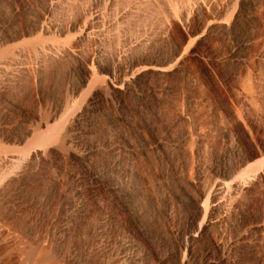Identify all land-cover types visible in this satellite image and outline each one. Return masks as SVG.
<instances>
[{
    "label": "rangeland",
    "instance_id": "374dc122",
    "mask_svg": "<svg viewBox=\"0 0 264 264\" xmlns=\"http://www.w3.org/2000/svg\"><path fill=\"white\" fill-rule=\"evenodd\" d=\"M26 1L28 7L22 8ZM45 1L0 0V39H8L20 28L34 23ZM66 7L72 10L56 7L53 11V18L60 24L68 21L67 13L71 17L82 13L77 6ZM201 14L194 18L193 25ZM226 17H230L229 12ZM157 22L152 25L150 39L130 48L127 59L167 56L176 49L184 50L192 41L179 24L175 23L165 36L163 25ZM72 33H67L65 39L71 38ZM242 40H248V45L238 53L244 58L243 62L235 58L236 42ZM112 45L99 57L101 63L110 60ZM201 53L198 59L187 57L184 70L167 78L169 83H166L170 84L167 92L162 94L163 97L151 99L147 112L139 109L140 103L134 94L128 95L127 104L133 121H114L106 109L93 112V116L87 114L92 120L83 119L79 126L83 127L75 133L80 144L107 139L126 148L125 151L120 148L118 157L121 158L113 162V155L105 147L93 149L88 168L98 171L107 182L118 178V170L122 167L128 168V176L121 180L118 189L106 186L99 187L94 194L82 191L85 206L77 212L70 202L76 181L68 172L79 166L68 157L70 147L64 139L68 134V113L51 120L65 98L66 69L42 75L38 84L32 82L30 73L23 71L0 87V131L10 139L0 141V149H18L25 154L30 146L39 145L50 149L51 155L56 153L60 165V171H56L54 161L48 159L38 169L28 170L26 175L5 184L0 195V264H110L113 254L119 250L114 236L122 234L126 222L132 218L148 229L151 242L169 240L168 225L157 207L156 199L161 191H170L175 219L181 222L195 207L193 198L200 188L198 177L204 179L201 166L208 169L232 167L236 157L228 154L230 143L237 146L239 156L249 149V142L243 136L244 127L252 139L264 144V0L249 2L234 33L212 35ZM210 58L214 65H209ZM94 66L97 69V62ZM101 83L102 77L98 73L81 92L74 107L80 106L85 95ZM243 96L251 105L245 104ZM181 108L188 111L187 117L176 119L173 131L178 134L193 124L201 125L204 131L198 137L192 135L187 139L188 170L178 175L173 184L167 185L161 170L176 153L182 152L184 144L180 142L174 151L166 152L157 151L150 144L147 150L139 146L131 149L127 143L137 141L133 133L135 127L146 143L151 142L160 133L162 125L171 120L174 111ZM43 121H48V126L39 127ZM27 131L31 133L25 141L17 142ZM234 132L240 136L231 142L230 135ZM116 162H119V168ZM137 171L139 177H136ZM259 194L250 206L254 214L250 213L249 219L256 218L264 206V179ZM109 213L113 214L114 222L108 232L114 240H110L111 248L102 250L96 241L97 223ZM228 232L234 242L236 232L232 226ZM141 240L143 247L145 242ZM234 244L230 259L223 264H264V228L248 233L245 239L238 237ZM196 249L200 247L196 246ZM155 262L156 258L148 257V264Z\"/></svg>",
    "mask_w": 264,
    "mask_h": 264
},
{
    "label": "bare ground",
    "instance_id": "6f19581e",
    "mask_svg": "<svg viewBox=\"0 0 264 264\" xmlns=\"http://www.w3.org/2000/svg\"><path fill=\"white\" fill-rule=\"evenodd\" d=\"M254 1L256 0H46L42 9L39 8L41 10L34 23L20 28L8 39H0V46L3 45L0 47V87L23 71L30 73L32 82L38 84L42 75L48 76L60 68L66 69L65 98L51 120L68 113V134L64 133V139L70 147L67 155L79 166L77 170L68 172L76 181L70 198L74 211H80L85 206L82 191L94 194L99 187L118 189L121 187V180L124 181L128 176V168L122 167L118 170L119 174L116 171L118 178L107 182L98 171L88 168V159L93 149L105 147L113 155V162L120 157L121 147L116 141L114 143L107 139H102V143L80 144L75 133L83 127H79L83 119L88 117L92 120L93 112L106 109L114 121H133L127 104V96L131 94L140 103L139 109L147 112L150 100L163 97L162 94L167 92L170 85L166 83L167 78L184 70L187 57L195 56L198 59L212 35L233 34L246 6ZM69 5L79 7L82 13L73 17L67 13L68 21L60 24L53 18V11L56 7L67 10L66 6ZM26 6L28 7V1L23 3L22 8ZM227 12L230 15L228 19ZM198 14H201L200 19L193 25ZM156 21L163 25L165 36L177 23L192 41L184 50L176 49L167 56L127 59L130 48L150 39L152 25L155 26ZM70 31L73 32L71 38L65 39ZM8 41L11 43L8 44ZM110 45L114 47L110 60L103 64L99 57L105 55ZM247 45L248 40L236 42L235 58L238 61H244L238 53ZM209 61V65H212L213 60L210 58ZM98 73L102 77V83L92 88L82 99L80 106L75 108L81 92ZM151 77L157 80L151 81ZM243 98L246 105H251L246 96ZM187 112L183 108L174 111L171 120L162 125L160 133L149 143L145 142L138 127H135L133 133L137 141L130 140L127 143L131 149L139 146L147 150L150 144L157 151L166 152L174 151V147L180 142L184 144L182 152L176 153L161 170L167 185L173 184L178 175L188 170L186 155L189 150L185 146L188 145L187 139L192 135L198 137L204 131L201 125L196 124L185 127L178 134L173 131L176 119L187 117ZM89 113L91 117L88 116ZM46 126L48 121L39 124V127ZM243 129L249 149L239 156L232 139L238 138L240 134L234 132L230 135L232 143L228 149V154L236 157L232 167H200L204 179L198 177L200 188L193 198L195 207L183 221L175 219L170 191L163 190L157 196L158 211L168 225L169 240L151 242L148 229L132 218L126 222L124 232L114 236L119 250L113 254L110 264H148V257L156 258L154 264H223L230 259L238 237L245 239L248 233L260 232L264 228V206L256 218L249 219L250 213L254 214L250 206L260 195L264 179V144L261 140L259 142L252 139L249 131L245 127ZM30 133L31 131H27L16 141H25ZM7 140H10L9 136L0 131V141ZM121 149L126 150L123 145ZM54 154L51 155L50 149L39 145L30 146L25 154L18 149H0V195L4 192L5 184L26 175L28 170L38 169L48 159H52L56 171H60L57 161L59 158ZM118 163H115L117 168ZM138 173H135L136 177H139ZM152 186L154 187L153 183ZM113 222L114 216L109 213L97 223L96 241L102 250L111 248L110 240L113 235L108 231L113 228ZM231 226L236 232L234 242L228 237V228ZM141 239L145 242L143 247L140 245ZM196 246L200 249L197 250Z\"/></svg>",
    "mask_w": 264,
    "mask_h": 264
}]
</instances>
